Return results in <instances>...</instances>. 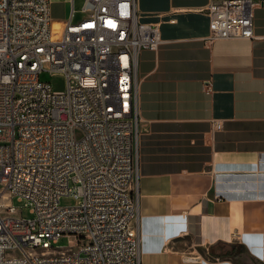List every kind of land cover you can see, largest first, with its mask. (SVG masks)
I'll return each instance as SVG.
<instances>
[{
	"label": "built area",
	"instance_id": "2783aa9c",
	"mask_svg": "<svg viewBox=\"0 0 264 264\" xmlns=\"http://www.w3.org/2000/svg\"><path fill=\"white\" fill-rule=\"evenodd\" d=\"M69 1L56 20L52 0H0V264H141L138 62L159 26L139 21L136 0ZM260 5L211 3L207 41L253 39Z\"/></svg>",
	"mask_w": 264,
	"mask_h": 264
},
{
	"label": "crops",
	"instance_id": "0c3cea01",
	"mask_svg": "<svg viewBox=\"0 0 264 264\" xmlns=\"http://www.w3.org/2000/svg\"><path fill=\"white\" fill-rule=\"evenodd\" d=\"M221 1L136 0L162 40L138 62L141 264H264V0L253 39L210 43Z\"/></svg>",
	"mask_w": 264,
	"mask_h": 264
},
{
	"label": "rangeland",
	"instance_id": "374dc122",
	"mask_svg": "<svg viewBox=\"0 0 264 264\" xmlns=\"http://www.w3.org/2000/svg\"><path fill=\"white\" fill-rule=\"evenodd\" d=\"M52 11L56 20L64 19L68 15V5L66 0H52ZM74 8L76 11H80L82 8L81 1H75ZM79 13L76 14L75 20L79 18ZM51 82L54 91L61 92L67 89V78L62 73H51L45 76ZM77 203V200L74 198H63L62 204L63 205H74ZM12 205L18 210L19 213L26 219L32 218V214L30 212V208L26 207L24 202H20L17 199H12ZM70 239L67 237L60 238L57 244H54V247H58L61 249H66L70 246Z\"/></svg>",
	"mask_w": 264,
	"mask_h": 264
},
{
	"label": "trees",
	"instance_id": "16d2710c",
	"mask_svg": "<svg viewBox=\"0 0 264 264\" xmlns=\"http://www.w3.org/2000/svg\"><path fill=\"white\" fill-rule=\"evenodd\" d=\"M233 254V252H227L226 253V255H232Z\"/></svg>",
	"mask_w": 264,
	"mask_h": 264
}]
</instances>
